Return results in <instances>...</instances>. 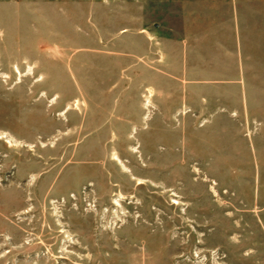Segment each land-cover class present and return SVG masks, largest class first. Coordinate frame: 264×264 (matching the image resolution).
Returning <instances> with one entry per match:
<instances>
[{
  "label": "rangeland",
  "instance_id": "374dc122",
  "mask_svg": "<svg viewBox=\"0 0 264 264\" xmlns=\"http://www.w3.org/2000/svg\"><path fill=\"white\" fill-rule=\"evenodd\" d=\"M0 264H264V0H0Z\"/></svg>",
  "mask_w": 264,
  "mask_h": 264
},
{
  "label": "bare ground",
  "instance_id": "6f19581e",
  "mask_svg": "<svg viewBox=\"0 0 264 264\" xmlns=\"http://www.w3.org/2000/svg\"><path fill=\"white\" fill-rule=\"evenodd\" d=\"M150 93H151V92H150ZM149 96L151 97V95H149ZM148 99H149V98H148ZM148 99H147V100H148ZM114 157H116V159L119 160V158H117L118 156H117L116 154H114ZM123 165H125V164H123ZM140 183H142V180H139V184H140ZM173 203H174V204L178 203V200H177V201L174 200Z\"/></svg>",
  "mask_w": 264,
  "mask_h": 264
}]
</instances>
